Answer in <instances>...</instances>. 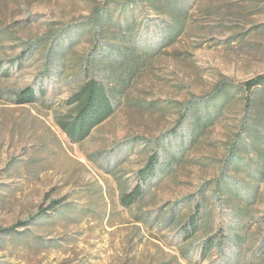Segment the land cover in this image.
<instances>
[{
  "label": "rangeland",
  "instance_id": "obj_1",
  "mask_svg": "<svg viewBox=\"0 0 264 264\" xmlns=\"http://www.w3.org/2000/svg\"><path fill=\"white\" fill-rule=\"evenodd\" d=\"M105 1L0 0V36L7 34L0 40V264H264V154L234 142L240 102L231 100L190 141L185 109L222 81L264 73V0H197L183 35L152 50L113 115L72 141L56 116L68 110L64 101L83 81L80 62L95 51L87 29L66 27L85 25ZM22 55L19 68L13 61ZM27 85L44 93L33 104L13 103L12 93ZM155 150L159 164L144 199L123 205ZM260 165L253 196L241 183ZM233 177L239 182L231 185ZM190 215L199 222L191 232ZM222 232L229 236L219 241ZM209 237L217 242L203 255Z\"/></svg>",
  "mask_w": 264,
  "mask_h": 264
},
{
  "label": "trees",
  "instance_id": "obj_2",
  "mask_svg": "<svg viewBox=\"0 0 264 264\" xmlns=\"http://www.w3.org/2000/svg\"><path fill=\"white\" fill-rule=\"evenodd\" d=\"M196 2L197 0H107L92 10L85 25L75 22L66 27L76 32L87 29L90 33L89 40L92 42L91 48L95 51L92 57L80 62H83V81L64 101L63 106L68 110L56 116L57 125L69 139H85L95 127L113 115L114 101L118 100L140 66L147 63L152 50L167 48L183 35ZM87 25L89 28H85ZM63 29L65 28L55 31L52 39ZM144 32L146 36L142 38ZM6 35V32L1 34L0 40ZM149 35L154 39H149ZM45 39L52 40L50 37ZM27 49L31 51L30 47ZM24 59L23 55L18 56L13 63H17L19 68L23 67ZM57 62L64 63L63 60ZM59 69L60 72L64 71L63 68ZM37 91L44 93L38 87L27 85L13 92L10 100L17 105L33 104L39 99ZM231 100L240 102L243 109V118L234 142L246 140L248 151L252 149L257 152V156L263 155L264 145L259 142L264 141V73L238 84L228 80L222 81L210 94L197 102L188 103L185 109L192 118L188 125L189 141L201 131L199 125L207 123L208 118L211 121L216 119ZM156 151L149 154L145 164L137 171L139 182L131 191L122 194L123 205L128 206L144 199L149 190L148 181L155 177L159 164ZM230 152L235 158H244L243 151L234 144ZM258 168L259 174L251 176L249 182L241 183L244 188H252L253 196L256 195L254 183L259 178L257 176H262L263 171L262 165ZM237 182L239 180L235 177L230 180L231 185ZM54 203L60 205V202ZM199 210L200 206L197 215L200 214ZM42 212L44 213V210H41ZM237 213L238 209L234 211L235 215ZM187 225L190 232L195 231L199 225L198 219L190 215ZM3 231L12 233L15 228ZM221 234L219 241L226 240L229 236L223 232ZM216 242V238L209 237L204 242L201 253L206 254Z\"/></svg>",
  "mask_w": 264,
  "mask_h": 264
}]
</instances>
